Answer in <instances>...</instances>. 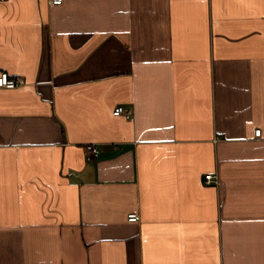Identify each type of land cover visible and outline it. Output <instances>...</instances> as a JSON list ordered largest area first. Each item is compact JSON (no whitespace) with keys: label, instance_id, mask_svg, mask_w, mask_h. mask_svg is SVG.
<instances>
[{"label":"crops","instance_id":"1","mask_svg":"<svg viewBox=\"0 0 264 264\" xmlns=\"http://www.w3.org/2000/svg\"><path fill=\"white\" fill-rule=\"evenodd\" d=\"M0 71V264H264V0H0Z\"/></svg>","mask_w":264,"mask_h":264},{"label":"built area","instance_id":"2","mask_svg":"<svg viewBox=\"0 0 264 264\" xmlns=\"http://www.w3.org/2000/svg\"><path fill=\"white\" fill-rule=\"evenodd\" d=\"M53 2H59V0H53ZM24 83V80L21 76H10L6 71H0V87L13 88ZM112 114H124L125 116L129 115V111L124 108L121 104L114 106L112 109ZM254 134H259V128L254 129ZM99 149L94 143H86L84 146V154L87 160H92L98 155ZM205 181L210 182L213 179L212 174L204 175ZM137 219V214L131 212L127 214V220L134 221Z\"/></svg>","mask_w":264,"mask_h":264}]
</instances>
